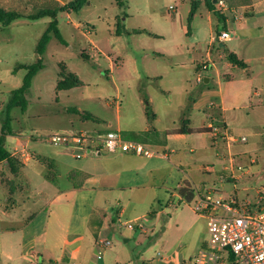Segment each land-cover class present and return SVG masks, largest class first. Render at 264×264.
I'll return each mask as SVG.
<instances>
[{
	"label": "rangeland",
	"instance_id": "1",
	"mask_svg": "<svg viewBox=\"0 0 264 264\" xmlns=\"http://www.w3.org/2000/svg\"><path fill=\"white\" fill-rule=\"evenodd\" d=\"M193 1L124 0L125 6L120 7L116 0H87L79 12L58 13L65 44L52 34L41 57L36 49L48 28L45 22L21 19L16 26L0 30V133L11 91L21 87L25 68L39 58L44 65L26 94L27 110H11L12 134L5 137L9 152L22 149V142L30 139L25 151L35 156V162L25 164L22 176L27 172L43 175L47 169L39 158L63 150L47 141L50 134L85 129L94 133L147 128L173 132L188 120L193 129L189 136L172 138L168 159L112 160L110 152L87 155L99 174L73 179L94 188L86 190L91 200L83 209L78 206L74 218L81 220L97 212L105 223L99 239H108L111 245L103 248L92 243L78 264H167L161 257L177 250L188 261L195 258L199 240L208 236V219L184 203L178 205L173 196L189 169L212 166L216 173L190 176L205 180L208 187L224 188V194L235 195L239 202L255 201L259 192L264 194V74H258L249 87L247 106L223 117L236 142L214 144L210 134L197 131L207 124L208 115H218L211 103L218 82L211 70L198 72L196 68L207 61L211 36L225 29L215 23L211 32L205 0H199L192 16ZM219 44L210 46L213 59H217ZM223 44L231 51V43ZM251 65L260 70L259 62ZM61 71L76 74L83 84L59 90ZM234 71L242 69L229 70ZM206 78L211 81L207 83ZM152 149L160 152L165 147ZM230 157L238 165L233 174L237 177L221 173L225 178L221 180L219 171ZM59 174L61 189L73 185L64 170ZM27 180L31 179L27 176ZM128 222H133V229L124 225ZM78 230L83 232L81 227Z\"/></svg>",
	"mask_w": 264,
	"mask_h": 264
},
{
	"label": "crops",
	"instance_id": "2",
	"mask_svg": "<svg viewBox=\"0 0 264 264\" xmlns=\"http://www.w3.org/2000/svg\"><path fill=\"white\" fill-rule=\"evenodd\" d=\"M226 1L232 10L221 14L215 5L213 10H209L208 17L211 32L214 30L215 23L216 26L217 23H221L225 30L235 33L236 36L227 41L231 43V51L227 50L226 46L221 43L219 44L217 59H213V49L210 46L214 45L215 42L213 40L214 35H212L205 51L207 61L198 64L196 68L198 72L201 69L208 72L211 70L215 73L218 82V92L211 102L218 115H208L207 124H203L197 129L200 133L210 134L214 144H219L224 140L221 134L214 135L210 126H216L219 129L227 127L223 119L224 115L228 111L247 106L249 87L259 78L258 74H264V42L262 40L264 35V0ZM69 2V0H0V6L7 10L32 14L40 9H53ZM235 15L241 19H234ZM214 17L216 18L215 22ZM20 20H16L9 27L16 26ZM51 20L50 17H45L36 21H43L49 25ZM230 53L236 55L245 66L241 67L230 63L227 60V54ZM254 61L259 62L260 70H257V66L251 65ZM236 68H241L242 72H229V70ZM210 81V78H206L207 83ZM189 125V120L184 121V126L173 132L156 130L155 128L129 130L126 133L117 130L115 132H122L124 137L130 140H134L129 136L131 132L159 133L160 136L158 137H148L140 142L151 147L162 146L165 149L160 152L155 150L158 154L150 158L125 153H112L114 155L112 160L129 159V157L152 159L157 156L161 159H168L170 155L167 153V148L172 138L174 136H189L193 133V129ZM87 130L95 131L92 129L80 131ZM180 130L187 132L181 133ZM98 132L106 133V131ZM29 144L30 139H26L22 142V149L10 152L11 158L15 159L14 166L18 168H15V172L8 162L0 163V264L19 262L20 264H71V259L77 260V263L74 262L73 264H78L80 256L91 251L90 245L92 243L97 244L105 228V223L97 212L82 216L81 220L79 216L77 219L74 218L78 206L83 209L84 204L91 200L86 190L94 188H88L84 183L74 182L73 179L76 177L88 179L97 173L99 174V170L95 168L92 160L87 159V157L77 159L63 148L60 151H53L48 158H39L43 162L42 165L47 169L43 175L40 172H27L26 176H22V169H24L25 164L31 161L35 162V156L25 151ZM98 160L102 159L99 157ZM104 160H110V158ZM231 161L232 157H230L229 163L224 164L219 171L221 180H225L221 173H228L225 169L231 166ZM234 163L236 164V161ZM208 167H199L195 171L189 169L184 174L186 178L178 183L177 193L173 195L176 197L178 205L184 203L193 210L188 204L189 200L180 193L183 188H187L188 194L193 195L192 200L197 195L217 189L215 185L208 187L205 180H197L190 176L193 172H195L194 174L209 175L217 172L216 169L208 170ZM61 169L65 171L68 179L73 183L66 190L59 187V170ZM119 175L120 173H116V176ZM27 176L31 179L30 181L27 180ZM39 179L41 183H37ZM218 189L224 191L222 187ZM70 199L74 200L70 201ZM77 201L80 203L78 204ZM95 201L94 199L91 202ZM170 205L176 206L172 203ZM91 208L93 211L96 210L94 206ZM80 227L83 232L78 230ZM207 238L208 236L199 240L196 255L202 248L206 247ZM89 246L90 248H88ZM183 253V251L177 250L167 256H162L161 259L167 264H193L194 258L188 261Z\"/></svg>",
	"mask_w": 264,
	"mask_h": 264
},
{
	"label": "built area",
	"instance_id": "3",
	"mask_svg": "<svg viewBox=\"0 0 264 264\" xmlns=\"http://www.w3.org/2000/svg\"><path fill=\"white\" fill-rule=\"evenodd\" d=\"M221 14L232 10L226 0L215 3ZM234 19L239 20L237 15ZM236 35L232 31L223 30L214 35V42L223 43ZM214 135L221 134L224 141L231 143L238 139L227 127L219 129L210 126ZM53 146H61L75 158L81 159L91 153L98 155L104 152L125 153L150 158L158 154L151 146L130 140L122 132L80 131L72 134H50L46 137ZM246 141V137L240 138ZM232 158L231 166L226 168L233 178L235 167ZM214 170L212 166L207 168ZM219 189L210 190L197 195L189 201L193 210L208 219L207 245L193 259V264H264V194L259 192L255 201L239 202L235 195L224 194ZM130 229L133 222L124 224ZM103 248L111 245L108 239L98 240Z\"/></svg>",
	"mask_w": 264,
	"mask_h": 264
},
{
	"label": "trees",
	"instance_id": "4",
	"mask_svg": "<svg viewBox=\"0 0 264 264\" xmlns=\"http://www.w3.org/2000/svg\"><path fill=\"white\" fill-rule=\"evenodd\" d=\"M117 4L120 7L125 6L124 0H116ZM219 0H205V3L209 10H213L215 3ZM199 0H194L192 3V10L191 15L193 16L195 12L198 9L199 6ZM87 4V0H74L69 2L68 4L64 6H59L53 9H40L32 14H24L22 12L16 11V10H7L0 6V28L9 27L13 22L19 19H27L31 21H36L45 17H50L52 20L48 25V28L46 32L41 37L36 52L41 57L44 55L47 49V45L51 40V35L53 34L60 43L65 44V41L59 31L58 28V20L57 16L59 12H64L67 10H72L75 12H79L85 5ZM118 34H120V25L117 31ZM227 60L234 64L241 67H244L245 64L241 62L236 55L230 53L227 54ZM44 65L42 63V58H39L38 61L25 69L27 70L26 75L24 77L23 83L21 87L14 89L11 91L10 99L7 104V110H6V118L4 121V124L2 125L1 133H0V163L1 162H8L11 166L13 172H15V159L11 158V153L7 150L5 147V137L7 135H11V117L10 112L13 108H20L22 112H25L27 110V100H26V94L29 92L32 81L34 77L38 74V72L43 69ZM83 83L79 79V77L76 74L73 73H67L66 71H61L60 73V80L58 83V89L59 90H69L75 87L81 86ZM85 116L91 117L90 114H86ZM181 133H186L187 131L180 130ZM132 139L137 141H144L148 137L152 136H160L159 133H152V132H138L134 133L131 132L129 135ZM18 169V168H16ZM189 190L187 188H183L180 190V193L187 198V200H192L193 195L188 194Z\"/></svg>",
	"mask_w": 264,
	"mask_h": 264
}]
</instances>
